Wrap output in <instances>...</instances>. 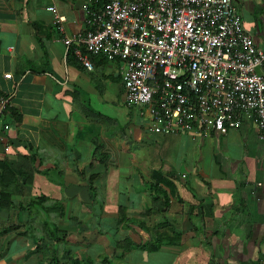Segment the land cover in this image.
Wrapping results in <instances>:
<instances>
[{
    "label": "crops",
    "instance_id": "crops-1",
    "mask_svg": "<svg viewBox=\"0 0 264 264\" xmlns=\"http://www.w3.org/2000/svg\"><path fill=\"white\" fill-rule=\"evenodd\" d=\"M234 2L264 48V0ZM87 4L0 0V100L11 96L0 116V264L103 256L113 264H264V143L255 122L225 135L153 133L125 103L117 63L89 70L68 61L64 38L87 30ZM56 13L67 18L65 34ZM154 171L174 189H152ZM155 229L158 249L140 247ZM59 230L67 235L60 247ZM125 239L139 247H118Z\"/></svg>",
    "mask_w": 264,
    "mask_h": 264
},
{
    "label": "built area",
    "instance_id": "built-area-1",
    "mask_svg": "<svg viewBox=\"0 0 264 264\" xmlns=\"http://www.w3.org/2000/svg\"><path fill=\"white\" fill-rule=\"evenodd\" d=\"M85 10L88 28L65 36L67 51L89 70L93 57L117 63L125 103L153 133L225 135L250 119L264 143V48L234 0H88ZM66 21L55 14L63 34Z\"/></svg>",
    "mask_w": 264,
    "mask_h": 264
},
{
    "label": "trees",
    "instance_id": "trees-1",
    "mask_svg": "<svg viewBox=\"0 0 264 264\" xmlns=\"http://www.w3.org/2000/svg\"><path fill=\"white\" fill-rule=\"evenodd\" d=\"M68 61L69 62H76L78 64H80L78 58L76 57L75 55V48H71L69 51H68ZM93 60V63L95 65H104L105 63H107V60L102 58V57H93L92 58ZM11 113H13L14 115H16V113L12 110H10ZM17 119H19V117L17 116ZM27 162V161H26ZM26 162H23V167L25 168V170L27 172H29V175L33 173V168H29L27 165H26ZM6 168V170H9V165L5 164L4 165ZM9 172L14 176V178L16 179L17 177V173L14 174L13 171L9 170ZM25 176L27 175L26 173L24 174ZM16 176V177H15ZM152 179H153V182H152V189H155V190H160V186L161 185H165L167 187H169L171 190L174 189L175 185L173 184V182L171 180H169L167 177L163 176V174L160 172V171H154L153 172V175H152ZM3 197L4 194L2 195ZM158 199H154L153 203H157ZM162 207H160L159 209L161 211H163L165 209V207L167 206V202H162ZM12 205V201H10V197H9V204H7V206H10ZM62 209L63 207L59 204V216L60 214L62 213ZM154 209V207H153ZM153 209H149L148 212H152ZM166 225L164 224H160L158 225L157 229L159 228H162V227H165ZM156 230V233H155V236L153 237L152 236V239L150 241H148L146 244L144 245H141L140 247L144 248V249H147L149 251H152V250H156L158 249V247L160 246L161 242H162V236L160 234H158V230ZM11 230H13V227H10V228H5L3 229V233H8L10 232ZM58 235H59V238H58ZM67 235H65L62 231L59 230V234L56 233V239H55V243H57L59 241V247L63 244H65V242L67 241ZM54 240V239H53ZM41 241L42 239H38V248L40 249L41 247ZM117 246L118 247H122L124 249H132L133 247H139L137 245H135L132 241H130L129 239H125L124 241H120L117 243ZM40 264H113V261L112 259L109 257V256H103L100 258L99 261H96L94 260L93 258L91 257H88L85 261H80V259H76V260H73V261H69L67 263H63L60 258H56V257H52L50 259H47L45 261H42Z\"/></svg>",
    "mask_w": 264,
    "mask_h": 264
}]
</instances>
